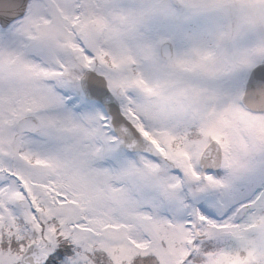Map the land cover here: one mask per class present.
<instances>
[{
  "label": "snow or ice",
  "instance_id": "1",
  "mask_svg": "<svg viewBox=\"0 0 264 264\" xmlns=\"http://www.w3.org/2000/svg\"><path fill=\"white\" fill-rule=\"evenodd\" d=\"M0 264H264V0H0Z\"/></svg>",
  "mask_w": 264,
  "mask_h": 264
}]
</instances>
